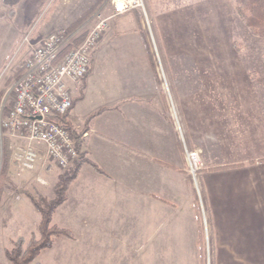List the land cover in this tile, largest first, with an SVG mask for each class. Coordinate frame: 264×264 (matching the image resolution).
Segmentation results:
<instances>
[{
  "label": "crops",
  "instance_id": "obj_1",
  "mask_svg": "<svg viewBox=\"0 0 264 264\" xmlns=\"http://www.w3.org/2000/svg\"><path fill=\"white\" fill-rule=\"evenodd\" d=\"M98 1L55 0L49 26H65L59 24L60 12L85 11ZM23 2L11 18L15 24L8 30L13 36L0 52V69L35 15L31 9L28 18L15 19ZM148 2L155 45L138 11L117 16L93 52L87 76L68 84L74 103L66 121L77 132L90 115L99 113L86 124V136L81 135L85 160L52 217L53 224L73 235L70 240L55 238L48 248L52 264H73L72 247L92 244V234H98L101 251L120 253L125 225L141 264H264L261 88L249 80L243 64L222 61L214 45L204 49L202 38L187 36L189 20L192 30L198 25L197 15L190 17L200 6L196 1L190 6L170 0ZM99 7L111 8L107 0ZM92 20L93 14L86 22ZM17 49L0 80V102L23 72L19 61L26 47ZM24 142L0 131V167L3 149L10 152L0 193L4 257L12 240L20 236L27 241L37 233L40 220L30 200L16 191L44 194L35 177L52 175L53 168L42 165L39 145L36 169L20 172L14 153ZM190 150L200 153L202 168L196 179L185 172ZM167 249L171 252L165 254Z\"/></svg>",
  "mask_w": 264,
  "mask_h": 264
},
{
  "label": "built area",
  "instance_id": "obj_2",
  "mask_svg": "<svg viewBox=\"0 0 264 264\" xmlns=\"http://www.w3.org/2000/svg\"><path fill=\"white\" fill-rule=\"evenodd\" d=\"M108 1L110 13L104 17L97 14L95 25L64 52L73 40L62 30L34 42L30 33L22 39L21 46H31L29 56L23 62L21 76L8 90L10 104L0 115V131L25 140L15 147L14 153L20 171L37 167L39 154L35 145L42 147L44 159L61 170L70 167L78 157L75 141L61 121V116L72 108L68 84L80 83L87 76L92 54L115 17L132 10L146 14L144 0ZM186 161L185 172L196 179L202 168L199 151H186ZM36 181L43 183L40 177Z\"/></svg>",
  "mask_w": 264,
  "mask_h": 264
},
{
  "label": "rangeland",
  "instance_id": "obj_3",
  "mask_svg": "<svg viewBox=\"0 0 264 264\" xmlns=\"http://www.w3.org/2000/svg\"><path fill=\"white\" fill-rule=\"evenodd\" d=\"M37 0H24L22 4V9H19L18 16L15 19L20 20L21 18H28V13H30L31 9L35 5V2ZM55 0H43L41 1V6L38 9H32V13L36 10L35 15L28 19V23L22 33L19 35L18 40L15 43L13 55L12 57L7 59L5 62V65L9 63L12 58L16 56L15 51H17V46L19 49H26L24 50L25 55L22 57V59L19 61L23 63L24 59L28 56L27 53L30 52L31 46H27V44H23L21 46L22 39L26 36V34H31V40L32 42L36 41V39L43 37L47 35L50 32L62 30L65 31V33L70 37V41L78 38L79 36L83 38V36L95 25L97 19L96 15L101 14L103 17L108 15L110 13L109 10H104L103 8H100V4L103 0H99L97 3H95L91 8H88L87 10H71L65 11V13L60 12V20L58 17V21L61 23L59 24H65V26H58V28H54L53 25L50 27V22L53 20L55 16L54 12V2ZM108 1V0H107ZM170 1H177L179 3L187 4L188 6L193 5V2H197L198 8L190 15L192 18V15L196 17L197 15V21L198 25L194 26V29L192 30V25L190 24V20L188 22V37L191 38L194 34V37L197 39L202 38V43L204 45V49H211V45H214V49H217L221 53V60L222 61H236L239 64H243L245 67L248 68L249 73L247 76L249 77V80L253 81L257 87L261 88L260 91H262V96H264V39L258 38L253 36L246 25L239 19L236 11H235V5L234 0H170ZM109 2V1H108ZM146 14H143L138 11L140 14L142 21L144 23V27L146 30V33L150 37L151 43L155 45V33H154V25H153V11L150 7V4L148 0H144ZM196 4V3H195ZM100 8V9H99ZM90 9V11H89ZM136 11V10H135ZM0 12L4 15L0 21V52L4 51L5 43H7V40L9 39V36L12 37L13 34L11 31H9L10 24H15L11 18H7V8L3 6V4L0 1ZM16 12V11H15ZM85 18L77 24V26L68 29V27L74 23L76 20H78L84 13H86ZM89 12V13H88ZM93 14V20L91 23L86 22V20ZM123 15V14H122ZM15 16V14H14ZM13 16V18H14ZM62 16V17H61ZM56 19V20H57ZM202 19L203 24H201L200 20ZM70 23V24H68ZM5 25V27H4ZM111 25V24H110ZM50 27V28H49ZM191 29V30H190ZM33 34H36L33 36ZM213 37V39H212ZM81 38V39H82ZM17 49V50H16ZM239 52V55L233 56V52ZM157 54V53H156ZM158 56V55H157ZM18 59V57H16ZM17 59H14L15 61ZM9 61V62H8ZM159 64V63H158ZM2 66L0 69V80L1 82L4 80L5 75V68L6 66ZM239 67V65L237 66ZM7 74V73H6ZM237 81H239V76H237ZM8 93V90H7ZM5 92L4 99L1 100V106H0V115L1 112L4 113V110L8 108L11 96L8 95ZM1 152V149H0ZM42 165L48 166V168L52 169V175H46L45 173L38 174L35 177V180L37 177H40V179L43 181V183H39L41 187H44V194H41L45 196L46 198H53V189H51V186L53 184V181L56 177H58L61 173H64L68 171L69 167L67 169L61 170L57 167L53 162H49L46 159H44V162ZM40 166V165H39ZM56 169H55V168ZM36 169V168H35ZM34 171V170H33ZM45 171V170H43ZM21 172V171H20ZM6 175V174H5ZM5 179L4 176L1 175L0 172V193L2 191V181ZM57 181V179H56ZM56 183V182H55ZM55 185V184H54ZM14 187L13 191H16V187ZM54 187V186H53ZM35 189L28 190V191H34ZM24 191V189H20L16 192ZM2 197V196H0ZM48 199V198H47ZM127 225H125V231L123 233L124 236V247L123 251L119 253L117 252L116 255H111L112 250H100L99 249V237L98 234H92V244L88 243H79L75 244L70 253L73 257L72 262L73 264H138V260H140L139 264H141L142 256H139L137 254V250H133L131 247V235L130 232L127 231ZM37 235V233H36ZM5 252V251H4ZM171 250L167 249L164 253H170ZM143 253V251H141ZM52 256V250H45L41 253L39 258L35 259L34 262H45L46 264H52L51 261ZM6 257V256H5ZM2 253V250L0 249V264H10L8 260H6ZM115 258V260H114Z\"/></svg>",
  "mask_w": 264,
  "mask_h": 264
},
{
  "label": "trees",
  "instance_id": "obj_4",
  "mask_svg": "<svg viewBox=\"0 0 264 264\" xmlns=\"http://www.w3.org/2000/svg\"><path fill=\"white\" fill-rule=\"evenodd\" d=\"M4 7L7 8V18H13L15 14V7L20 0H0ZM235 11L239 19L246 25L250 33L258 38L264 39V0H234ZM90 11V9H89ZM89 13V12H88ZM87 12L84 13L78 20L72 23L68 29H71L83 18H85ZM4 15L0 12V18ZM82 37L74 39L69 43L64 52L72 44H77ZM62 54V53H61ZM74 100L72 99V104ZM99 112L90 115L87 118L85 127L77 132L67 121V115L61 116V121L64 123L68 130L70 137L75 141V147L78 152V157L72 162L68 171L61 173L57 177V181L53 187V198L47 199L39 191L24 190L21 193L24 194L32 203L40 216L39 224L37 227V235L32 234L26 241L23 237H17L11 241V246L5 249V256L10 264H41L34 262L41 251L50 248L55 238L64 237L66 239H72L73 235L67 229L56 226L52 223V217L55 210L65 202L67 190L73 180L78 175V171L82 162H84V154L81 152V135L86 130V126L91 119ZM87 124V125H86ZM7 151V150H6ZM10 152L5 153V149L2 151V163L0 172L2 176L6 174V161L9 158ZM96 170L97 167L91 164Z\"/></svg>",
  "mask_w": 264,
  "mask_h": 264
}]
</instances>
